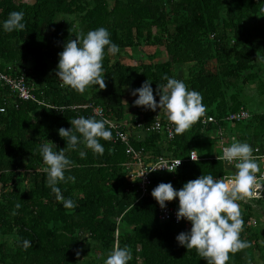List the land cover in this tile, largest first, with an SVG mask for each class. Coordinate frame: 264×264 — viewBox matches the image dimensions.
<instances>
[{
    "label": "trees",
    "instance_id": "trees-1",
    "mask_svg": "<svg viewBox=\"0 0 264 264\" xmlns=\"http://www.w3.org/2000/svg\"><path fill=\"white\" fill-rule=\"evenodd\" d=\"M109 1L0 0V70L12 77L24 75L37 98L20 99L0 79V264H85L82 247L87 238L110 249L117 231L121 245L134 249L128 264H207L196 249L176 239L180 232L190 231V221H161L158 201L152 195L139 198L137 183L127 179L133 157L126 152L127 144L117 140L114 127L107 125L112 136L101 139L102 155L83 143L66 153L74 162L69 172L76 180L60 187L75 207L66 208L47 185L40 152L44 142L57 150L67 146L58 130L70 129L72 118L96 116L122 126L137 151L144 148L146 154L175 158L197 151L199 160L156 176L153 188L171 181L179 189L208 173L223 177L228 173L224 161L206 151L208 130L217 126L195 122L182 133L175 132L172 140L159 132L140 140L137 124L152 125L161 110L136 105L134 117L127 113L126 88H138L149 78L155 90L167 82L165 74L180 78L176 66L190 65L188 75L180 79L203 94L205 113L216 117L229 135L264 153L262 114L254 113L250 120L235 123L237 127L224 121L241 107L247 108L240 93L243 86L257 81L263 88L264 63L258 69L257 63L258 57H264V0H114L112 7ZM13 10L24 11L26 26L6 32L3 21ZM77 14L79 25L57 21V16ZM100 26L109 29L119 46L117 52L148 45L164 49L172 60L134 65L107 54L105 88L93 85L80 93L62 87L54 70L65 42ZM97 108L104 114H96ZM168 204L178 209L179 199ZM242 218L241 238H256L257 233L250 234L251 217ZM26 239L31 241L28 247L23 244ZM241 250L230 253L226 264L239 263Z\"/></svg>",
    "mask_w": 264,
    "mask_h": 264
},
{
    "label": "clouds",
    "instance_id": "clouds-1",
    "mask_svg": "<svg viewBox=\"0 0 264 264\" xmlns=\"http://www.w3.org/2000/svg\"><path fill=\"white\" fill-rule=\"evenodd\" d=\"M24 17L22 10L11 11L3 21L4 31L23 30L26 26ZM76 37L69 38L59 53L58 66L54 71L61 86H68L80 93L93 85H99L98 89L105 88L104 58L107 54L116 53L119 46L111 39L109 29L104 26L90 29L86 34L81 32ZM258 61L264 62V57H258ZM165 78L167 82L158 84L155 90L149 78L142 86L134 88L132 95L137 97L134 104L154 111L159 108L160 113L164 112L173 124L175 132L182 133L205 113L203 94L189 88L183 79L167 74ZM110 123L107 118L79 115L71 119L70 129L61 127L58 130L59 135L67 140L66 147L57 150L51 143L40 144L44 171L47 174L46 183L66 208L76 206L71 197L63 196L60 187L61 183L76 180L75 175L69 172L74 162L66 153L70 149L79 148V144L83 143L94 153L102 155L105 147L101 139L107 140L112 136L111 128L107 126ZM231 139L232 143L226 145L218 156L219 161L234 165L235 171L230 175L214 178L211 173L203 174L188 180L179 189L171 181H162L152 190V196L162 208H166L168 202L179 199L177 219L190 221L191 229L180 232L176 239L188 249H196L207 260V264H226L230 260V253L249 246L250 242L241 238L245 222L239 210V201L252 196L264 181V175L257 176L260 166L254 156L253 146L235 136ZM191 153L193 160H199L196 150H191ZM80 155L85 156L86 152L80 151ZM181 163L182 159L168 160L162 157L153 170L167 168L174 172ZM146 172L148 171L142 172L141 177ZM132 177L135 180L133 175ZM16 207L21 205L18 203ZM23 244L28 247L31 241L26 239ZM131 257L129 246H121L117 242L107 255L105 264H128Z\"/></svg>",
    "mask_w": 264,
    "mask_h": 264
},
{
    "label": "built area",
    "instance_id": "built-area-1",
    "mask_svg": "<svg viewBox=\"0 0 264 264\" xmlns=\"http://www.w3.org/2000/svg\"><path fill=\"white\" fill-rule=\"evenodd\" d=\"M0 79L3 81L5 85H8L11 88V90L18 95L20 99L24 101H37L36 96L32 92L33 89L28 84V81L24 75H18L12 77L0 70ZM95 113L98 115L104 114L101 108H97L95 110ZM259 113L262 114V116L264 117V109ZM253 115L254 113L249 111L246 107H241L239 110L225 117L224 121L232 124L246 122L250 120L253 117ZM109 121L111 122L110 125L117 130V136H118L117 140H121L127 144L126 152L129 156L133 157V161H131L127 165V169H128L127 179L132 183H137V190L140 199L152 195L154 179L156 176L174 173L178 169L182 168L185 164L195 161L191 158V156L187 158H175L172 156H165V155L153 156L152 154H146L144 148L137 151L136 149H134L132 145H130L129 142L131 140V136L123 130L122 126L115 124L110 119ZM197 122H200L204 127L217 126L216 132L218 137L221 139L222 150H223V148L226 146L224 143H225V137L228 136V132L226 128L220 124V121L216 117L204 113ZM151 132L163 133L167 136L169 140H172L175 137V128L173 124L167 119V116L164 112H161L159 117L156 119V121L150 126H146L143 123L137 124V133L140 140H143ZM233 136L234 135H230L231 141H232L231 138ZM253 148L255 150L254 156L257 158L258 161L262 163V168L257 173V176L259 177L261 175H264V153H262L260 147L253 146ZM218 156H215V158L218 159ZM162 157L168 160L182 159V163L178 166L177 170L174 172H170L167 168L153 170L154 167H156V165L160 163ZM224 163L228 170V173L223 176L226 177L235 171V167L234 165H227L225 161ZM144 171H148V172H146L141 177V173ZM132 175L135 177V180L133 179ZM242 201L250 204L259 203L262 205L264 212V181L261 182L260 188L254 190L252 196L246 197ZM177 210L178 209H176L174 206L169 204H167L166 208H162L158 203V217L161 221H174L177 224L182 223L183 220L177 219Z\"/></svg>",
    "mask_w": 264,
    "mask_h": 264
},
{
    "label": "rangeland",
    "instance_id": "rangeland-1",
    "mask_svg": "<svg viewBox=\"0 0 264 264\" xmlns=\"http://www.w3.org/2000/svg\"><path fill=\"white\" fill-rule=\"evenodd\" d=\"M20 2V0H17ZM26 2H33V0H24ZM110 6H114V0H110ZM80 14L77 15H63L62 17L57 16V21H63L65 23H70L74 21L78 25L80 24ZM160 53V54H159ZM111 57L115 60L117 56L122 57L123 61L127 64L142 65L143 63L149 64L154 60V62L164 63L172 60V57L164 50L154 46H143L139 49H124L122 51L110 54ZM155 55V56H154ZM157 55V56H156ZM153 56V57H152ZM264 62L257 63V69L262 67ZM190 65L185 66H176V72L178 77L182 78L188 75ZM212 70L216 69V65H211ZM263 88H260V85L257 81L245 85L241 88V98L244 104L247 106V109L252 113L261 112L264 109V68H263ZM239 87V86H238ZM126 104H127V113L129 117H134L136 112V105L134 100L137 98L132 95V89L126 88ZM231 127L236 126L237 124H230ZM233 129V128H232ZM206 146L208 150L206 151L213 156H218L222 154V143L221 139L218 137L216 129L211 128L208 130V138L206 137ZM232 141L230 140V135L225 137V145H230ZM259 166L262 168V163L260 161ZM240 204V213L242 216L251 217V233H257L256 238L252 240H247L250 242L247 248L241 250L239 254V263L241 264H264V212L263 207L259 203H246L242 200L239 201ZM252 206L251 208L248 206ZM124 230H121V233ZM119 231L116 233V241L110 249L103 248V244L96 242L87 238L85 245L82 247V260L85 264L89 263L91 260H95L98 264H105L107 255L110 253V250L120 241ZM123 246V245H121ZM133 256L134 249L129 247ZM137 253H140V247L136 249ZM132 259V257H131ZM233 262V264H239Z\"/></svg>",
    "mask_w": 264,
    "mask_h": 264
},
{
    "label": "crops",
    "instance_id": "crops-1",
    "mask_svg": "<svg viewBox=\"0 0 264 264\" xmlns=\"http://www.w3.org/2000/svg\"><path fill=\"white\" fill-rule=\"evenodd\" d=\"M130 119H131V117H130Z\"/></svg>",
    "mask_w": 264,
    "mask_h": 264
}]
</instances>
